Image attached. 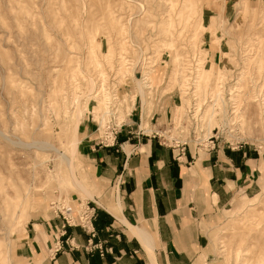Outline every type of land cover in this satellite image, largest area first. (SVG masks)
I'll return each instance as SVG.
<instances>
[{
	"label": "rangeland",
	"instance_id": "1",
	"mask_svg": "<svg viewBox=\"0 0 264 264\" xmlns=\"http://www.w3.org/2000/svg\"><path fill=\"white\" fill-rule=\"evenodd\" d=\"M172 95L193 149L218 129L264 147V0H0V264H29L19 250L53 202L100 196L84 124L103 134L137 98ZM252 198L212 222L210 264H264V186Z\"/></svg>",
	"mask_w": 264,
	"mask_h": 264
},
{
	"label": "crops",
	"instance_id": "2",
	"mask_svg": "<svg viewBox=\"0 0 264 264\" xmlns=\"http://www.w3.org/2000/svg\"><path fill=\"white\" fill-rule=\"evenodd\" d=\"M155 100L149 110L136 99L112 145L100 144L95 121L84 124L81 157L100 194L94 196L100 202L95 236L79 227L64 231L58 218L38 221L21 258L29 264H210L212 222L231 205L252 201L264 186V147L192 149L178 162L151 133L168 121L179 99ZM144 120L150 132L141 129ZM81 184L87 191L84 179ZM58 243L62 251L54 255ZM89 244L102 249L88 251Z\"/></svg>",
	"mask_w": 264,
	"mask_h": 264
},
{
	"label": "built area",
	"instance_id": "3",
	"mask_svg": "<svg viewBox=\"0 0 264 264\" xmlns=\"http://www.w3.org/2000/svg\"><path fill=\"white\" fill-rule=\"evenodd\" d=\"M118 127L119 124H116L115 118H113L112 122L106 127L104 133L101 134V126L99 125L98 133L100 144L105 146L112 145L118 132ZM223 131L224 130L221 131L218 129L216 133L211 136L204 137L203 139H197V144L193 149L187 142L188 140L183 139L184 129L175 125V117L172 116L165 124L151 133V138L157 139L161 145L171 148L175 154L176 160L180 162L187 152H192V149L195 150L196 153H211L219 148L220 145H226L232 150L242 148L243 144L240 142H230L228 140H224ZM205 135L206 134H204V136ZM52 207L55 217L62 220V230L65 231L70 227H79L89 233L92 238L95 236L93 224L97 217V207L94 206V204L91 202L86 204L79 202L77 207H74L70 203H66L65 200L61 199L53 202ZM96 248L102 249L94 244H89L86 249L88 251H92ZM60 251H62V246L58 243L55 246L53 254L55 255Z\"/></svg>",
	"mask_w": 264,
	"mask_h": 264
},
{
	"label": "bare ground",
	"instance_id": "4",
	"mask_svg": "<svg viewBox=\"0 0 264 264\" xmlns=\"http://www.w3.org/2000/svg\"><path fill=\"white\" fill-rule=\"evenodd\" d=\"M76 120V119H75ZM81 122V118L78 117L77 118V121L74 123V130H72L71 132V136H70V142L72 144V149L73 151L77 148V144H78V141H77V132H78V127H79V124ZM69 162L71 163V160L69 159ZM68 165H71L68 163ZM72 166V165H71ZM65 200V199H64ZM83 203V202H82ZM88 203V202H86ZM86 203H83V204H86ZM119 207V206H118ZM132 229V228H131ZM134 232V231H133ZM151 251V250H150Z\"/></svg>",
	"mask_w": 264,
	"mask_h": 264
}]
</instances>
